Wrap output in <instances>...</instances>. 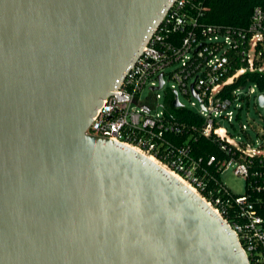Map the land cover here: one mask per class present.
I'll return each instance as SVG.
<instances>
[{
  "label": "water",
  "instance_id": "1",
  "mask_svg": "<svg viewBox=\"0 0 264 264\" xmlns=\"http://www.w3.org/2000/svg\"><path fill=\"white\" fill-rule=\"evenodd\" d=\"M173 1L0 0V264H250L198 193L87 132Z\"/></svg>",
  "mask_w": 264,
  "mask_h": 264
},
{
  "label": "built area",
  "instance_id": "2",
  "mask_svg": "<svg viewBox=\"0 0 264 264\" xmlns=\"http://www.w3.org/2000/svg\"><path fill=\"white\" fill-rule=\"evenodd\" d=\"M199 0H174L143 47V51L113 92L128 99L118 100L115 93L103 99L87 128L93 135L110 137L151 156L167 170L178 174L217 212L235 232L250 264H264V128L254 141L249 126L241 123V133L222 124L239 119L244 103L254 92L264 93L257 83L238 87L221 96L224 86L246 72L264 74V5L253 10L246 27H223L201 24ZM173 37L170 39V35ZM150 47V48H148ZM162 51L152 52V49ZM242 65L233 72L236 62ZM174 63L179 65L167 71ZM163 73V84L159 75ZM174 83L167 86L166 80ZM144 88L152 93L142 99ZM248 90H245V89ZM193 89L197 92L194 94ZM192 97L190 106L203 118L202 126L165 117V93ZM184 106V104L182 105ZM264 106V105H263ZM169 133L188 134L176 143ZM212 138L224 156L212 154L207 165L193 154L191 140ZM232 169L246 182L244 193L233 192L222 180L224 171Z\"/></svg>",
  "mask_w": 264,
  "mask_h": 264
},
{
  "label": "trees",
  "instance_id": "3",
  "mask_svg": "<svg viewBox=\"0 0 264 264\" xmlns=\"http://www.w3.org/2000/svg\"><path fill=\"white\" fill-rule=\"evenodd\" d=\"M201 1L202 14L198 16V21L201 24H215L223 27H246L249 22L253 10L257 6L264 5V0H199ZM173 34L170 35V39ZM242 63L236 62L233 72L239 68ZM248 83H257L260 89H264V74L260 72H246L240 75L233 83L224 86L221 96L230 95L232 91L238 87L245 86ZM165 117L169 120H178L189 125L196 124L202 126L203 118L195 111L186 106H176L174 104L173 92L165 93ZM176 143H180L187 139L188 134L175 135L169 133ZM193 154L196 157H202L204 164L207 165L209 156L212 154L221 158L224 153L219 147V144L212 138L200 136L196 141L191 140ZM208 166V165H207ZM209 170L215 175H219L215 165L208 166ZM264 217V207L260 211Z\"/></svg>",
  "mask_w": 264,
  "mask_h": 264
},
{
  "label": "rangeland",
  "instance_id": "4",
  "mask_svg": "<svg viewBox=\"0 0 264 264\" xmlns=\"http://www.w3.org/2000/svg\"><path fill=\"white\" fill-rule=\"evenodd\" d=\"M179 65V63H174L170 67L167 68V71H171L172 69L176 68ZM172 83H174V80L167 77L165 87L160 90V92L163 93L164 89L167 86H170ZM245 90H248L247 88ZM152 93L148 88H144L141 94L142 99L146 98L147 96ZM257 92H254L249 97V103H244V107L241 111V115L239 119L236 117L231 121L228 122L226 119L222 121V124L224 127L227 128V130L231 133H234L236 136V139L239 138V136H242L243 134L241 131V123H245L249 126L248 131L254 141H259L261 139L260 136L257 135L258 131L260 129L264 128V106H261L257 101ZM190 99H193L190 96H187L183 94L182 92L179 93V100L181 101L184 106L189 107L190 106ZM222 180L228 187L237 194L244 193L246 189V182L245 180L237 176L232 169H228L224 171L222 174Z\"/></svg>",
  "mask_w": 264,
  "mask_h": 264
},
{
  "label": "bare ground",
  "instance_id": "5",
  "mask_svg": "<svg viewBox=\"0 0 264 264\" xmlns=\"http://www.w3.org/2000/svg\"><path fill=\"white\" fill-rule=\"evenodd\" d=\"M151 159H153V160H155L153 157H151V156H149ZM170 171V170H169ZM171 172V174H173L176 178H178L181 182H183L184 184H186L191 190H193L194 191V189L188 184V183H186L178 174H176V173H174V172H172V171H170Z\"/></svg>",
  "mask_w": 264,
  "mask_h": 264
}]
</instances>
